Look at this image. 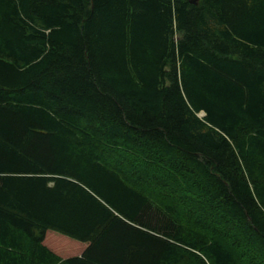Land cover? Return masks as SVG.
<instances>
[{"label": "trees", "instance_id": "1", "mask_svg": "<svg viewBox=\"0 0 264 264\" xmlns=\"http://www.w3.org/2000/svg\"><path fill=\"white\" fill-rule=\"evenodd\" d=\"M0 264H264V0H0Z\"/></svg>", "mask_w": 264, "mask_h": 264}]
</instances>
